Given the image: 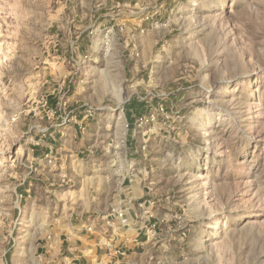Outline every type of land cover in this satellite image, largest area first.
<instances>
[{"label":"rangeland","instance_id":"374dc122","mask_svg":"<svg viewBox=\"0 0 264 264\" xmlns=\"http://www.w3.org/2000/svg\"><path fill=\"white\" fill-rule=\"evenodd\" d=\"M143 189L149 264H264V0H0V264Z\"/></svg>","mask_w":264,"mask_h":264},{"label":"crops","instance_id":"0c3cea01","mask_svg":"<svg viewBox=\"0 0 264 264\" xmlns=\"http://www.w3.org/2000/svg\"><path fill=\"white\" fill-rule=\"evenodd\" d=\"M137 195L117 199L112 211L102 208L69 227L63 238L55 237L56 246L51 242L50 249L61 255L54 264H149L143 254L166 219L167 198L150 196L144 189Z\"/></svg>","mask_w":264,"mask_h":264},{"label":"trees","instance_id":"16d2710c","mask_svg":"<svg viewBox=\"0 0 264 264\" xmlns=\"http://www.w3.org/2000/svg\"><path fill=\"white\" fill-rule=\"evenodd\" d=\"M148 110V106H146L143 102H138L136 100L132 101L127 108V113L129 115L128 120L129 124H132V117L133 115H141L143 112Z\"/></svg>","mask_w":264,"mask_h":264},{"label":"built area","instance_id":"2783aa9c","mask_svg":"<svg viewBox=\"0 0 264 264\" xmlns=\"http://www.w3.org/2000/svg\"><path fill=\"white\" fill-rule=\"evenodd\" d=\"M142 120V118H140Z\"/></svg>","mask_w":264,"mask_h":264}]
</instances>
